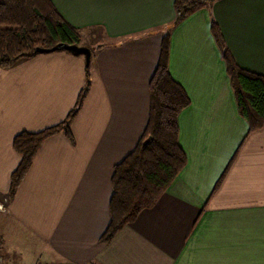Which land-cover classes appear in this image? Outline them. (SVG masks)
Listing matches in <instances>:
<instances>
[{"label": "crops", "instance_id": "0c3cea01", "mask_svg": "<svg viewBox=\"0 0 264 264\" xmlns=\"http://www.w3.org/2000/svg\"><path fill=\"white\" fill-rule=\"evenodd\" d=\"M49 1L93 50L89 90L73 142L45 140L9 200L14 137L62 122L87 78L66 52L0 69V264H264V125L248 131L211 34L214 21L235 63L264 77V0H216L169 30L168 71L190 101L177 118L186 163L106 245L112 171L145 129L173 0Z\"/></svg>", "mask_w": 264, "mask_h": 264}, {"label": "trees", "instance_id": "16d2710c", "mask_svg": "<svg viewBox=\"0 0 264 264\" xmlns=\"http://www.w3.org/2000/svg\"><path fill=\"white\" fill-rule=\"evenodd\" d=\"M214 1L173 0L175 18L163 36L157 65L148 84L145 129L134 150L112 171L109 223L99 239L101 244L110 243L140 212L152 208L185 166L186 155L178 142L177 118L190 101L168 71V32L194 12L211 8ZM211 34L221 52L238 113L249 132L257 131L264 125V77L235 63L214 21ZM80 42L79 32L59 16L49 0H0V69H9L20 60L38 55L34 53L36 48L49 49L60 43L82 46ZM86 78L73 109L62 122L40 132H21L14 137L12 149L20 161L10 176L9 200L15 196L45 140L62 134L73 142L69 125L89 90L88 67Z\"/></svg>", "mask_w": 264, "mask_h": 264}, {"label": "water", "instance_id": "95a60500", "mask_svg": "<svg viewBox=\"0 0 264 264\" xmlns=\"http://www.w3.org/2000/svg\"><path fill=\"white\" fill-rule=\"evenodd\" d=\"M56 52H66L74 57H83L85 66L89 67L90 60H91V50L84 46H77V45H67V44H57L52 48L43 49V48H36L34 50L35 54H51Z\"/></svg>", "mask_w": 264, "mask_h": 264}, {"label": "rangeland", "instance_id": "374dc122", "mask_svg": "<svg viewBox=\"0 0 264 264\" xmlns=\"http://www.w3.org/2000/svg\"><path fill=\"white\" fill-rule=\"evenodd\" d=\"M87 47V46H86ZM91 49V48H90ZM88 70H90V69H88ZM90 76H91V74H90ZM84 88V87H83ZM6 233H4L3 231H0V239L2 240L6 235H5ZM16 239H19V237H17ZM5 248H0V255H2L3 256V252H2V250H4ZM1 256V257H2ZM40 262H37V263H35V264H39ZM16 264H22V262H18V261H16ZM25 264H32V262H25ZM41 264H48V263H45V262H43V263H41Z\"/></svg>", "mask_w": 264, "mask_h": 264}, {"label": "built area", "instance_id": "2783aa9c", "mask_svg": "<svg viewBox=\"0 0 264 264\" xmlns=\"http://www.w3.org/2000/svg\"><path fill=\"white\" fill-rule=\"evenodd\" d=\"M0 208H2L1 206H0ZM39 264H41V263H39ZM49 264V263H48Z\"/></svg>", "mask_w": 264, "mask_h": 264}]
</instances>
